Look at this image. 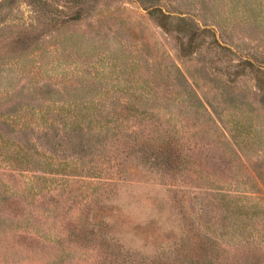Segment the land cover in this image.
Listing matches in <instances>:
<instances>
[{"label":"trees","instance_id":"16d2710c","mask_svg":"<svg viewBox=\"0 0 264 264\" xmlns=\"http://www.w3.org/2000/svg\"><path fill=\"white\" fill-rule=\"evenodd\" d=\"M27 1L37 13V23L11 36L10 50L21 45L25 51L66 26L62 25L66 19L57 1ZM139 1L175 40L185 64L197 59L200 65L192 80L177 63L170 65V84L176 93L172 101L178 106L175 112L161 114L165 108L159 101L162 97L146 89L116 95L112 105L93 111L91 98L83 97V105L67 104L59 99L57 83L31 79L21 86L29 90L26 96L24 90L6 94V100H23L0 110V149L10 154L9 166L25 165L34 173L32 183L36 180L51 186L56 180L69 182L73 175L84 182L92 178L91 183L100 188L82 203L83 211L91 210L93 203L112 201L109 189L125 183L122 167L128 160L150 171L159 162L169 170L181 169L187 163V182H212L210 187H194L196 193L191 198L196 202L187 201V223L172 256L162 251L136 257L137 250L125 249L99 226H105L104 213L98 221H88L86 212L87 220L75 229L83 236L96 231L110 258L108 264H264V222L238 218L237 211L245 205L234 202V198H245L247 193H259L264 199V151L250 149L253 146L246 151L236 148L229 120L225 119L229 111L230 117H239L244 134L247 127L248 133L262 131L264 65L254 55L239 54L234 41H222L218 29L199 25L189 16L166 12L151 0ZM12 5L13 0H0V26ZM75 18L79 20L80 13ZM205 51L209 52V61L197 57ZM247 79L253 80L251 86ZM33 99L38 103L33 104ZM182 114L186 119H180L178 125L175 121ZM232 126V132L242 131L238 124ZM263 136H259V142L264 141ZM64 166L67 173L55 178ZM37 170L43 174H36ZM238 180L245 184L253 181L256 187L239 189L236 184L228 188ZM191 194L187 191V196Z\"/></svg>","mask_w":264,"mask_h":264},{"label":"rangeland","instance_id":"374dc122","mask_svg":"<svg viewBox=\"0 0 264 264\" xmlns=\"http://www.w3.org/2000/svg\"><path fill=\"white\" fill-rule=\"evenodd\" d=\"M51 1L61 6L67 20L62 25L66 26L58 34L45 35L25 51L19 44L21 48L10 50L9 38L19 29L36 25L33 6L27 0H13L9 16L0 26V110L22 101L21 97L6 100V94L24 90L26 96L29 90L21 86L32 79L57 83L59 99L67 104L83 105V97L91 98L93 111L112 105L116 95L146 89L162 97L159 101L165 108L161 114L175 112L178 106L172 101L176 93L170 84V65L177 63L191 80L200 65L197 59L185 64L175 40L149 16L139 0ZM151 1L166 12L189 16L199 25L218 29L222 41H234L239 54L254 55L264 65V0ZM197 57L209 61V52ZM247 81L253 84V80ZM46 103L49 105V100ZM228 113L225 119L229 120L236 148L246 151L253 146L250 149L264 151V141L258 140L264 135V119L261 132L248 133L247 127L244 134L239 117ZM182 118L186 119L185 114L179 115L175 123L179 125ZM232 123L242 131L232 132ZM4 153L0 149V264H108L110 258L96 231L83 236L75 229L87 220L86 212L88 221L104 213L105 226H99L125 249L137 250L136 257L162 251L172 256L187 223V201L196 202L191 198L196 193L194 187L212 186L205 180L187 182V163L181 169L169 170L159 162L150 171L128 160L122 167L125 183L109 189L112 201L93 203L91 210L83 211L82 203L100 188L91 183L92 178L84 182L73 175L69 182L56 180L51 186L36 180L32 183L34 173L25 165L9 166L12 158ZM66 169L60 167L55 178H61ZM35 173L43 174L39 170ZM236 184L239 189L256 187L253 181L245 184L238 180L228 188ZM187 191L192 192L190 197ZM259 197V193H247L245 198H234V202L245 205L236 216L264 222V199Z\"/></svg>","mask_w":264,"mask_h":264}]
</instances>
